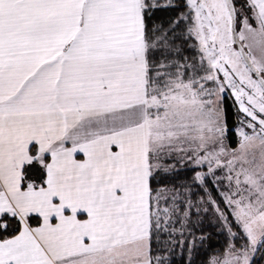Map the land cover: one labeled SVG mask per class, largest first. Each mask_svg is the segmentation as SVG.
Returning <instances> with one entry per match:
<instances>
[{
    "label": "snow or ice",
    "instance_id": "snow-or-ice-1",
    "mask_svg": "<svg viewBox=\"0 0 264 264\" xmlns=\"http://www.w3.org/2000/svg\"><path fill=\"white\" fill-rule=\"evenodd\" d=\"M206 227L201 264L264 251V0H0V264H197Z\"/></svg>",
    "mask_w": 264,
    "mask_h": 264
},
{
    "label": "trees",
    "instance_id": "trees-1",
    "mask_svg": "<svg viewBox=\"0 0 264 264\" xmlns=\"http://www.w3.org/2000/svg\"><path fill=\"white\" fill-rule=\"evenodd\" d=\"M226 109L231 112V101L226 100ZM206 231L211 233V237L206 241L205 245L200 249L199 254L196 257L197 264H201L202 261H206L208 257L215 254L220 249L225 240V235L217 231L213 227H206ZM176 264H179V257L175 258ZM252 264H264V251L258 253L252 258Z\"/></svg>",
    "mask_w": 264,
    "mask_h": 264
},
{
    "label": "rangeland",
    "instance_id": "rangeland-1",
    "mask_svg": "<svg viewBox=\"0 0 264 264\" xmlns=\"http://www.w3.org/2000/svg\"><path fill=\"white\" fill-rule=\"evenodd\" d=\"M230 100V99H229ZM231 101V100H230ZM260 252H262V251H257L256 253H255V255L254 256H256L258 253H260ZM251 264H252V262H251Z\"/></svg>",
    "mask_w": 264,
    "mask_h": 264
}]
</instances>
